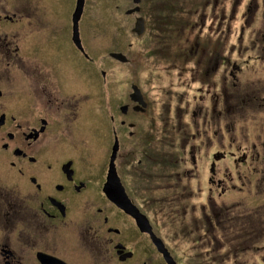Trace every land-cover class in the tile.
Here are the masks:
<instances>
[{
  "label": "flooded vegetation",
  "instance_id": "af4514ba",
  "mask_svg": "<svg viewBox=\"0 0 264 264\" xmlns=\"http://www.w3.org/2000/svg\"><path fill=\"white\" fill-rule=\"evenodd\" d=\"M105 1L144 29L142 0ZM86 3L0 0V264H181V230L163 237L156 220L200 209L208 226L213 193L224 202L226 154L173 145L181 134L156 125L136 79L121 86L102 67L134 62L122 41L98 60Z\"/></svg>",
  "mask_w": 264,
  "mask_h": 264
},
{
  "label": "rangeland",
  "instance_id": "374dc122",
  "mask_svg": "<svg viewBox=\"0 0 264 264\" xmlns=\"http://www.w3.org/2000/svg\"><path fill=\"white\" fill-rule=\"evenodd\" d=\"M140 7L145 26L135 33V13L87 0L82 20L97 40L98 60L122 41L134 62L102 67L115 70L121 86L125 77L136 79L156 125L172 127L173 137L181 134L174 146L226 154L224 202L213 193L208 226L196 209L172 221L157 219L156 227L167 238L174 227L181 230L173 242L181 264H264V0H142ZM153 49L162 55H152ZM129 67L146 68L132 76ZM121 92L113 87L115 102ZM181 155L176 149L170 157L179 163ZM233 160H242L238 177ZM255 209L260 213L252 214Z\"/></svg>",
  "mask_w": 264,
  "mask_h": 264
},
{
  "label": "water",
  "instance_id": "95a60500",
  "mask_svg": "<svg viewBox=\"0 0 264 264\" xmlns=\"http://www.w3.org/2000/svg\"><path fill=\"white\" fill-rule=\"evenodd\" d=\"M135 3L138 1V0H133ZM138 9V6H134L130 9H127L126 12L129 13V12H132V11H135ZM135 33H140L143 29V18L140 17V16H137L134 20V23H133V26L131 28ZM114 56H117V53H114L112 54Z\"/></svg>",
  "mask_w": 264,
  "mask_h": 264
},
{
  "label": "trees",
  "instance_id": "16d2710c",
  "mask_svg": "<svg viewBox=\"0 0 264 264\" xmlns=\"http://www.w3.org/2000/svg\"><path fill=\"white\" fill-rule=\"evenodd\" d=\"M256 237H258V235Z\"/></svg>",
  "mask_w": 264,
  "mask_h": 264
}]
</instances>
